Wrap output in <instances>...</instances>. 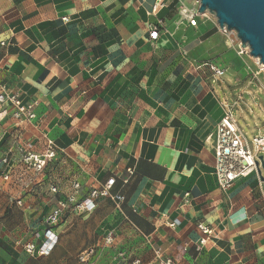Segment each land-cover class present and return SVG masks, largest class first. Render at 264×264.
<instances>
[{
    "label": "crops",
    "instance_id": "obj_1",
    "mask_svg": "<svg viewBox=\"0 0 264 264\" xmlns=\"http://www.w3.org/2000/svg\"><path fill=\"white\" fill-rule=\"evenodd\" d=\"M197 12L196 0H0V84L36 114L19 129L0 106V264H81L92 247L90 264H156L157 249L173 264H264V180L222 190L209 140L228 104L213 82L241 84L248 63ZM44 136L57 154L43 175L3 163L18 143L41 154ZM111 177L120 207L70 210L48 255L26 252L73 181L84 199Z\"/></svg>",
    "mask_w": 264,
    "mask_h": 264
},
{
    "label": "built area",
    "instance_id": "obj_2",
    "mask_svg": "<svg viewBox=\"0 0 264 264\" xmlns=\"http://www.w3.org/2000/svg\"><path fill=\"white\" fill-rule=\"evenodd\" d=\"M160 0H158L159 2ZM196 3L200 7V2L196 0ZM158 4V3H157ZM157 8V6H156ZM197 15H201L205 18H210L212 16L208 12ZM194 17V16H193ZM195 24V21L193 22ZM220 31L230 40L231 44H237V54L239 56L248 55L252 60H256L251 57L250 50L241 47V42L237 37L235 31H229L226 27ZM159 37V29L157 26H153L150 33V38L156 40ZM259 61V59H257ZM258 66V63L255 62ZM247 70L253 77L259 74L250 65H246ZM211 70L217 76H223L225 74L224 70L217 69L213 66L210 67ZM242 96L239 97L240 101ZM9 105L12 107V118L15 121V128H21L23 124L32 123L36 118L34 111V104H27L22 101V99L17 94L7 93L4 87L0 84V106L4 107ZM227 110L225 111L224 117L216 125L212 136L209 138L212 145V150L214 153V169L215 174L218 179L219 186L222 190L226 191L231 185L240 178H245L251 173H258V168L261 167L259 162V156L264 154V137L256 136L252 140H249L246 134L240 128L238 121L232 113V107L228 104ZM4 117H0V122ZM45 148L41 154L32 153L30 146L25 143H18L16 145V151L18 157L11 159V155L8 154L4 159L3 163L10 166L12 162L21 166L22 172H30L35 176L43 175L45 170L50 166L56 157V146L54 141L44 136ZM20 140V139H18ZM130 175L134 174L133 169L128 170ZM21 177V174H19ZM11 178L10 174L4 175V180H9ZM126 181V182H125ZM124 182L127 183L128 180ZM72 192L66 196V198L58 203L57 208L44 219V224L49 228L45 232V242L43 246L39 249L35 245H26L25 250L31 255L38 254L40 256L48 255L57 243V236L51 230L52 227L57 226L60 221L64 218L66 213L70 210L77 211L79 213H88L96 209L99 200L108 199L114 202L117 207H120L126 200L125 195L120 191H114L116 184V178H109L104 184L90 189L89 194L84 199H79V194L81 192L82 185L78 181H73ZM50 191L52 193H57L58 189L51 187ZM201 230L205 234H211L212 231L207 227H202ZM206 239L200 241V244H205ZM113 242V237L110 234L105 239L106 245H111ZM96 252V247L86 249L81 252L78 256V260L81 264H90L91 258ZM157 258L156 264H173L171 259H164L162 257V251L157 249L155 251ZM134 264H140V261H136Z\"/></svg>",
    "mask_w": 264,
    "mask_h": 264
},
{
    "label": "water",
    "instance_id": "obj_3",
    "mask_svg": "<svg viewBox=\"0 0 264 264\" xmlns=\"http://www.w3.org/2000/svg\"><path fill=\"white\" fill-rule=\"evenodd\" d=\"M199 13L208 12L217 20L218 26L235 31L241 47L250 50L253 58L264 64V0H198ZM260 178L264 169V156H259Z\"/></svg>",
    "mask_w": 264,
    "mask_h": 264
},
{
    "label": "rangeland",
    "instance_id": "obj_4",
    "mask_svg": "<svg viewBox=\"0 0 264 264\" xmlns=\"http://www.w3.org/2000/svg\"><path fill=\"white\" fill-rule=\"evenodd\" d=\"M205 18V17H204ZM208 19V18H205ZM209 20L217 24L214 16H210ZM229 42L231 49H237V44H231L230 40L225 37ZM244 60L259 74L256 77L253 75H243L241 84H237L233 77L226 74L220 79L219 82H213V87L218 89L220 93L227 95V102L231 106L232 113L242 131L246 134L249 140L256 136H264V69L260 65V60H252L248 55L243 56ZM258 63V66L255 64ZM242 96V100L239 97ZM264 155V154H263ZM263 177H264V169Z\"/></svg>",
    "mask_w": 264,
    "mask_h": 264
},
{
    "label": "bare ground",
    "instance_id": "obj_5",
    "mask_svg": "<svg viewBox=\"0 0 264 264\" xmlns=\"http://www.w3.org/2000/svg\"><path fill=\"white\" fill-rule=\"evenodd\" d=\"M260 65H261V63H260ZM261 67H263V69H264V64H262Z\"/></svg>",
    "mask_w": 264,
    "mask_h": 264
}]
</instances>
